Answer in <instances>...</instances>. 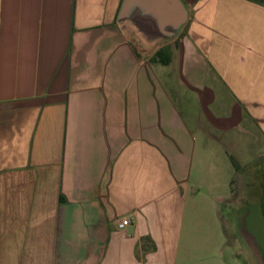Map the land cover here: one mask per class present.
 I'll list each match as a JSON object with an SVG mask.
<instances>
[{"label": "crops", "instance_id": "obj_1", "mask_svg": "<svg viewBox=\"0 0 264 264\" xmlns=\"http://www.w3.org/2000/svg\"><path fill=\"white\" fill-rule=\"evenodd\" d=\"M183 1L151 47L121 0H0V264H263L264 0Z\"/></svg>", "mask_w": 264, "mask_h": 264}, {"label": "water", "instance_id": "obj_2", "mask_svg": "<svg viewBox=\"0 0 264 264\" xmlns=\"http://www.w3.org/2000/svg\"><path fill=\"white\" fill-rule=\"evenodd\" d=\"M188 15L189 10L183 0H121L116 21L122 27H131L142 44L153 46L173 39L186 23ZM248 240L264 264L254 235L249 234Z\"/></svg>", "mask_w": 264, "mask_h": 264}, {"label": "rangeland", "instance_id": "obj_3", "mask_svg": "<svg viewBox=\"0 0 264 264\" xmlns=\"http://www.w3.org/2000/svg\"><path fill=\"white\" fill-rule=\"evenodd\" d=\"M154 46L156 45H153L151 47H154ZM243 174H239V176L242 177ZM261 182L262 181L255 182V185L252 187V191L254 193H257L259 191L258 186L261 185ZM244 203L245 205H242L243 207L240 208L239 213L241 211H244V212L248 211V214L245 215V219L247 220L248 229L251 230L252 234L256 236V240H257L258 246L260 247L261 251H264V212L262 211V208H261V202L260 200H257L255 196L252 194L250 196L248 195L246 200H244ZM236 246L240 247V244L236 243ZM244 253H245L244 251L240 250V254L239 256H237L238 259H235L236 262L238 261H240V263L247 262V258L244 255Z\"/></svg>", "mask_w": 264, "mask_h": 264}, {"label": "built area", "instance_id": "obj_4", "mask_svg": "<svg viewBox=\"0 0 264 264\" xmlns=\"http://www.w3.org/2000/svg\"><path fill=\"white\" fill-rule=\"evenodd\" d=\"M129 222V218L127 216H122L117 220L118 227H124Z\"/></svg>", "mask_w": 264, "mask_h": 264}, {"label": "trees", "instance_id": "obj_5", "mask_svg": "<svg viewBox=\"0 0 264 264\" xmlns=\"http://www.w3.org/2000/svg\"><path fill=\"white\" fill-rule=\"evenodd\" d=\"M157 53L161 54V47L158 48ZM260 198H261L262 202H264V176H263L262 182H261V195H260Z\"/></svg>", "mask_w": 264, "mask_h": 264}, {"label": "flooded vegetation", "instance_id": "obj_6", "mask_svg": "<svg viewBox=\"0 0 264 264\" xmlns=\"http://www.w3.org/2000/svg\"><path fill=\"white\" fill-rule=\"evenodd\" d=\"M251 251H252V255L254 256V258H255V254H254V252H253V249L251 248ZM261 252V256L263 257V261H264V251H260Z\"/></svg>", "mask_w": 264, "mask_h": 264}]
</instances>
